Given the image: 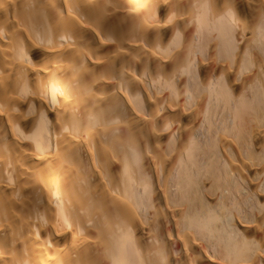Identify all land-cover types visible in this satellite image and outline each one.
I'll list each match as a JSON object with an SVG mask.
<instances>
[{
    "label": "bare ground",
    "instance_id": "bare-ground-1",
    "mask_svg": "<svg viewBox=\"0 0 264 264\" xmlns=\"http://www.w3.org/2000/svg\"><path fill=\"white\" fill-rule=\"evenodd\" d=\"M0 264H264V0H0Z\"/></svg>",
    "mask_w": 264,
    "mask_h": 264
}]
</instances>
